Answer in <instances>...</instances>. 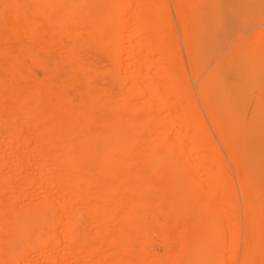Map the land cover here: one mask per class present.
Masks as SVG:
<instances>
[{
    "label": "bare ground",
    "instance_id": "obj_1",
    "mask_svg": "<svg viewBox=\"0 0 264 264\" xmlns=\"http://www.w3.org/2000/svg\"><path fill=\"white\" fill-rule=\"evenodd\" d=\"M8 1L0 0V264H238L239 248L213 244L210 209L197 210L195 106L180 99L185 76L158 1ZM79 30L107 48L108 68L87 67L57 42H76ZM35 49L72 68L74 98L52 90L63 69ZM91 70L103 84L85 76ZM152 103L175 118L157 119ZM3 167L12 181L22 176L16 196L5 194ZM149 234L173 246L148 253ZM247 248L240 264H260V248Z\"/></svg>",
    "mask_w": 264,
    "mask_h": 264
},
{
    "label": "rangeland",
    "instance_id": "obj_2",
    "mask_svg": "<svg viewBox=\"0 0 264 264\" xmlns=\"http://www.w3.org/2000/svg\"><path fill=\"white\" fill-rule=\"evenodd\" d=\"M157 1L167 27V36L172 40L173 52L180 63L176 72L180 70V74L185 76L183 81L178 77L179 85L183 86H179L180 99L190 100L195 106L197 210L201 213L205 206L210 209L209 232L215 246L239 248L234 253L235 263L240 264L245 247L256 246L260 248V264H264V0ZM150 7L152 9V1ZM36 30L44 36L42 30ZM82 31H78L74 43H68L69 40L63 36H58L57 42L72 45L75 55L86 66L108 68L107 48ZM33 51L40 59L53 58L54 62L57 61L55 63L63 69V77L61 80L52 79L50 86L55 93L74 98L76 90L65 82L66 78L75 75L72 68L56 54L40 49ZM94 72L87 71L85 76L91 82L103 84V76ZM27 74L28 77L33 76L32 73ZM80 80L82 82L84 77ZM175 104L173 107L176 109H173L178 114L174 115L184 116V101ZM169 107L158 111V106L152 103L151 115L157 119L170 116L175 112L172 113L173 109ZM175 116L172 115L173 118ZM174 124L173 127L179 129ZM190 157L194 158L193 155ZM7 168L2 170L11 182L6 183L8 191L5 194L16 196L19 191L17 185L23 184L19 181L22 176L12 181L11 171ZM225 183L230 196L225 195ZM36 189L41 188L32 187L28 191L35 194ZM51 191L56 193L54 189ZM39 192H42L40 195L45 193L42 189ZM198 192L202 197L197 195ZM204 198L209 199V204L204 202ZM23 205L26 208L31 203ZM225 206L229 211L227 218H223L222 214ZM249 207L254 209L253 213ZM147 220L150 221L149 218ZM149 235L148 253L160 258L167 246H173L170 240L162 242L157 235ZM59 251L61 253L62 249Z\"/></svg>",
    "mask_w": 264,
    "mask_h": 264
}]
</instances>
